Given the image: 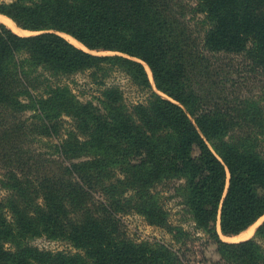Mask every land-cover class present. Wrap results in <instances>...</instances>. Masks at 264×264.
Instances as JSON below:
<instances>
[{
    "label": "trees",
    "instance_id": "1",
    "mask_svg": "<svg viewBox=\"0 0 264 264\" xmlns=\"http://www.w3.org/2000/svg\"><path fill=\"white\" fill-rule=\"evenodd\" d=\"M176 4L0 2L37 32L0 23V264H189L164 242L130 238L121 220L132 212L168 225L155 188L171 181L219 263L264 264V220L246 239L220 237L264 215L263 109L232 90L226 57L264 75V0H197L198 29ZM55 30L117 53L94 54ZM113 70L143 99L128 103L106 86ZM84 72L98 92L81 99L67 80ZM34 133L46 150L25 143ZM38 236L75 250L39 249L30 244Z\"/></svg>",
    "mask_w": 264,
    "mask_h": 264
},
{
    "label": "rangeland",
    "instance_id": "2",
    "mask_svg": "<svg viewBox=\"0 0 264 264\" xmlns=\"http://www.w3.org/2000/svg\"><path fill=\"white\" fill-rule=\"evenodd\" d=\"M9 1L11 0H0V2ZM174 2L177 3L175 5V8H184V10L187 12L186 18L191 27L196 29L200 28V24L196 23L199 15H196L192 10V8L196 6L197 0H174ZM0 23H3V21H0ZM4 24L8 26L5 22ZM15 25L17 26L16 23ZM17 27L18 28H14L15 30H13L21 35H31L37 33L35 31L20 28L19 26ZM55 31L66 39H68L67 37H72L71 39H74L75 41L80 43L70 34L58 30ZM69 41L72 42L71 40ZM80 44L75 45L82 47L83 49L88 50L94 54L112 55L117 53L108 50H89L82 43ZM226 57H229L228 59H232V72L230 75L231 81H229L230 79L228 80L229 84H233L232 90H234L236 93H239V95L254 96L255 98H258L259 103L262 106L264 116V75L259 70L254 69L250 65V63L241 55H230ZM146 68L152 80V74L147 65ZM105 79L106 86L117 85L120 87V89L123 91L125 100L128 103H135L137 101H140L145 96V90H141L135 84H133L124 72L113 70L112 73ZM67 81L69 82L74 92L78 94L81 99L87 98L92 94H97L98 92V86L91 82V79L88 77L87 72L73 75ZM158 93L163 97L169 98L162 92L158 91ZM29 114L30 112L27 111L25 112L24 116L26 117ZM67 125H69L68 119L66 122V126ZM46 141V139H39V137L34 133V135L29 137V139L25 141V143H27V145L33 150H46ZM155 189L159 192L160 199L166 210L168 225L159 226L149 224L145 217H143L142 215L129 212L124 214L121 218L127 235L134 240L148 239L164 242L174 250H176L185 260V262H188L189 264H221L218 262L219 255L215 249L216 244L213 243L208 235L199 227H197L195 222L192 220L190 214L181 203V198L176 195V192L174 190V182L171 181L168 183L159 184ZM4 194L5 191L0 188V198H2ZM263 220L264 215H262L255 223H253V225L250 226L248 230L243 231L235 236H226L220 233V237L225 241H239L246 239L254 234L255 229ZM216 228L219 230L218 219L216 222ZM30 244L42 250H66L71 252L75 250L70 245V242L66 240H51L44 236H38L32 239L30 241ZM7 245L8 244H5L4 246Z\"/></svg>",
    "mask_w": 264,
    "mask_h": 264
},
{
    "label": "bare ground",
    "instance_id": "3",
    "mask_svg": "<svg viewBox=\"0 0 264 264\" xmlns=\"http://www.w3.org/2000/svg\"><path fill=\"white\" fill-rule=\"evenodd\" d=\"M0 21H3V23L5 22L8 26H10L12 29H14V28H18L16 25H15V23L10 19V18H8L7 16H5V15H3V14H0ZM15 30V29H14ZM65 35V34H64ZM69 40H71L72 42H74L75 44H80V43H78L77 41H75L74 39H71L70 37H67ZM80 46H81V44H80ZM253 225V224H252ZM252 225H250V226H252ZM249 226V227H250ZM248 227V228H249ZM248 228L246 229V230H248ZM245 230V231H246Z\"/></svg>",
    "mask_w": 264,
    "mask_h": 264
}]
</instances>
